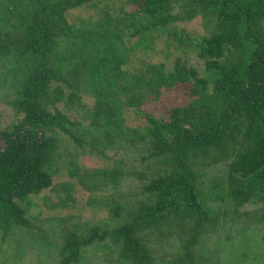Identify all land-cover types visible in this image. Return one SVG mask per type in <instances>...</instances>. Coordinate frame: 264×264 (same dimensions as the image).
I'll return each mask as SVG.
<instances>
[{
    "label": "trees",
    "instance_id": "1",
    "mask_svg": "<svg viewBox=\"0 0 264 264\" xmlns=\"http://www.w3.org/2000/svg\"><path fill=\"white\" fill-rule=\"evenodd\" d=\"M34 1L29 19L20 23L22 45L14 54L16 61L29 55L35 63L13 103L18 119L0 128V227L4 235L12 225L29 227L21 202L54 186L55 174L49 170L54 130L76 138L78 132L96 130L95 145L115 138L121 143L142 141L159 169L146 186L152 203L130 212L111 229L98 224L81 232L70 230L58 264L79 263L85 248L106 238L116 244L119 262L147 264L151 255L143 236L160 233L163 224L185 226L192 221L189 226L195 234L190 241H196L207 217L194 184L200 161L229 160L233 197L264 202V0ZM177 2L185 15L172 11ZM113 7L124 9L119 22L125 23L121 28L114 24L102 34V43L115 46L106 62L109 70L101 69L100 52L92 57L97 71L90 74L93 80L87 79V60H75V54L64 70L46 63L63 37L83 41V22L99 9ZM78 8L88 11L87 16L77 19L72 11ZM200 12L212 31L197 36L189 32L188 23ZM142 21L149 31H140ZM144 35L151 37L146 48L141 46L147 42ZM129 51L143 55L154 51L156 57L166 59L150 65L142 75L153 95L135 98L143 72L131 63ZM84 84L94 86L93 110L80 109L86 99L81 92ZM117 89L126 94L120 95ZM165 93L171 99L180 94L188 100L172 105L169 100L166 106L161 100ZM147 101L152 106L147 108ZM96 174L109 183L117 181L120 173L104 168ZM75 186L69 183L65 188ZM111 210L121 215L125 207ZM181 262L192 264L186 254Z\"/></svg>",
    "mask_w": 264,
    "mask_h": 264
},
{
    "label": "rangeland",
    "instance_id": "2",
    "mask_svg": "<svg viewBox=\"0 0 264 264\" xmlns=\"http://www.w3.org/2000/svg\"><path fill=\"white\" fill-rule=\"evenodd\" d=\"M34 4V0H0V128L18 119L13 103L35 63L29 55L20 61L15 60V52H18L15 50L22 45L20 23L29 19ZM82 10L78 8L72 11L77 19L87 16L88 11ZM172 11L185 15L178 2L172 6ZM123 13L121 7L108 11L99 9L92 13L83 22L86 29L81 37L85 39L75 42L71 37H63L53 48L51 57L46 58V63L64 70L68 66V59L75 54V60H87V79L93 80L91 75L97 71L92 65L95 59L92 60V57L102 55L101 61L104 63L101 69L109 70L106 62L115 46L106 40L109 43L107 47L101 38L103 32L111 30L114 24L118 28L124 25V21L119 22L124 18ZM145 24V21L140 22L142 33L149 31L147 26L143 27ZM188 27L191 28L189 32L197 36L212 31L203 13L191 20ZM144 38L147 42L141 43V46L146 48L150 46L151 37L144 35ZM155 55L154 51L146 55L129 51L131 63L143 72L136 85L135 98L155 93L153 88H148L146 78L142 76L148 72L150 65L166 61L163 56L158 58ZM112 75L114 73L110 77ZM89 86H81L86 98L84 107H80L82 111L92 107L94 86ZM116 91L122 96L126 94L122 93L123 90ZM166 94L161 99L166 106L170 105L169 100H172L171 105L175 102L183 104L188 100L182 99L180 94L178 99H171ZM146 104L147 108L152 106L150 101ZM121 115L125 117L123 113ZM96 134V130L78 132L76 138L72 133L53 131L56 142L50 148L49 170L55 174L54 186L21 202L30 220L29 227L12 225L7 235L0 227V264H58L61 247L70 230L81 232L89 225L98 224L111 229L118 221L125 220L130 212L137 213L141 206L152 199L146 186L156 178L159 169L149 155L146 144L138 140L136 143H121L115 138L107 144L95 145L92 137ZM228 163L227 159L200 161L195 168L194 184L207 215L196 241H190L195 234L189 226L192 221L185 222V226L182 223L171 227L163 224L160 233L156 230L143 236L151 255L147 264H182L181 258L185 254L192 264H264V202L255 197L247 201L233 197L228 184ZM104 168L119 171L117 181L114 179L108 183L102 180V175L96 174ZM69 183L76 185L73 190L65 188ZM122 204L125 210L121 215H115L111 208ZM77 264L123 263L118 260L114 241L106 238L85 248Z\"/></svg>",
    "mask_w": 264,
    "mask_h": 264
}]
</instances>
